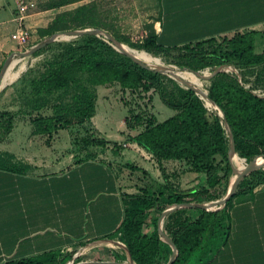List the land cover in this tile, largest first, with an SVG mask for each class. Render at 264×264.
Returning a JSON list of instances; mask_svg holds the SVG:
<instances>
[{"label": "trees", "instance_id": "obj_1", "mask_svg": "<svg viewBox=\"0 0 264 264\" xmlns=\"http://www.w3.org/2000/svg\"><path fill=\"white\" fill-rule=\"evenodd\" d=\"M66 3L67 0L55 7ZM57 30L51 26L42 33L45 36ZM257 36L255 31L239 32L232 38L223 37V45L218 44L216 38H211L180 47L161 45L154 31L141 44H133L125 37L117 39L149 52L169 54L180 50L182 65L190 70L235 66L238 72L225 71L211 79L208 92L225 113L234 135L237 154L251 161L256 156H264V96L254 91L258 84L246 86L249 74H254L257 81L264 82V51L256 52ZM64 48L46 63L44 72L32 81V92L36 95L38 108L50 105L54 110V115H39L32 120L35 135L51 137L58 130L70 127L74 121L79 124L90 121L96 112L97 87L113 83H119L124 90H141L144 93L154 90L162 103L176 112L164 121H158L155 116L144 120L140 115L126 119L130 130L144 127L135 136H129V142L138 144L153 155L165 184L158 192L143 189L138 195L125 197V218L119 237L129 248L136 264H162L160 258L163 253L172 254L171 247L158 233V220L162 212L175 203L209 202L221 199L228 192L233 170L228 157L230 138L223 118L217 112L210 113L206 102L194 90L172 79L169 80L174 87L169 90L164 74L141 67L97 36H82L79 41L66 44ZM71 90L74 91L71 102H51L50 96ZM1 116L13 121L8 113ZM7 129L10 132L11 125ZM84 143L102 148L114 143L113 152L120 154L122 151L117 142L105 138H86ZM12 158L14 155L0 153V168L23 172L29 170V165L12 162ZM169 160L189 164L200 177L197 185L186 190L174 186L163 167V162ZM263 183L264 169H261L240 183L223 209L205 211L182 208L167 216L164 230L179 249L174 264H201L216 243L223 244L231 229L230 207L234 199L252 192ZM153 214L157 215L154 229L147 232L148 220ZM5 264H65V258L47 253Z\"/></svg>", "mask_w": 264, "mask_h": 264}, {"label": "crops", "instance_id": "obj_2", "mask_svg": "<svg viewBox=\"0 0 264 264\" xmlns=\"http://www.w3.org/2000/svg\"><path fill=\"white\" fill-rule=\"evenodd\" d=\"M247 31L264 37V0H159L154 33L165 47ZM262 45L257 53L264 51ZM127 145L148 160L128 148L120 153L137 161L126 165L144 176L136 183L131 172L118 167L121 155L112 147L114 158L108 161L88 159L61 168L27 162L26 172L0 168V264L47 253L64 259L112 237L120 241L125 197L165 184L153 155L136 143ZM177 163L181 161L163 162L168 176L167 167ZM142 180L147 185H139ZM230 215L227 240L216 243L201 264H264V183L236 197Z\"/></svg>", "mask_w": 264, "mask_h": 264}, {"label": "rangeland", "instance_id": "obj_3", "mask_svg": "<svg viewBox=\"0 0 264 264\" xmlns=\"http://www.w3.org/2000/svg\"><path fill=\"white\" fill-rule=\"evenodd\" d=\"M63 1L66 0H0V67L13 53L24 52L54 33L81 29V26L103 29L116 38L125 37L130 39L133 44H141L154 31V24L158 20L159 15V0H67L68 3L65 5L55 7ZM20 4H33V7H30L24 13L25 16L22 21L23 26L27 28L31 35L28 47L21 46L12 37L21 22L19 21L20 17H22ZM51 26L56 27L58 30L43 36L42 30ZM66 27L72 28L64 29ZM79 38H60L51 44L53 45L52 47L43 48L38 51L39 53L37 52L38 54L35 53L27 58L20 59L19 56H14L13 59H19L20 66L25 65V67L17 79L0 90V153L14 155L12 162L18 164L32 162L46 166L56 165L61 168L65 164H74L88 159L112 160L114 156H112L111 147L114 143L104 148L86 146L84 143L86 138H105L114 141L116 139L121 144L118 148L121 147L122 150L128 148V152L132 151L140 159L148 162V160L144 159L145 155H141V151L137 148L134 149V147L129 145L123 146V144L129 142L131 134L136 135L144 128L138 127L137 130H130L126 125L128 117L140 115L144 120H147L151 116H155L158 121H163L174 114L172 109L162 103L158 93L154 90L149 93H144L141 90H124L119 83L98 86L96 89V112L90 121L84 124L74 121L70 127L58 130L51 137L33 133L32 120L39 115H54V110L50 105L38 108V104L35 103L36 95L32 92V81L44 72L46 63L62 52L66 44L77 42ZM99 38L108 42L105 36L101 35ZM216 39L218 44L223 45L222 37ZM120 42L125 43L123 41ZM262 44H264V37L259 35L256 38V50L261 49ZM132 48L139 51L145 50L138 47ZM147 52L154 57H158L163 66L191 72L189 68L182 65L183 62L180 57L182 51L180 50L169 54L155 51ZM17 68L18 66L15 67V69ZM213 69L207 68L201 72L211 74ZM165 76L167 77L165 84L169 90L174 87L169 79L185 87L171 76ZM247 79L246 86L252 87L258 84L254 91L264 96V89L262 88L264 82L257 81L254 74H249ZM200 80L203 84V90L207 92L210 81ZM73 93V90L69 92L60 91L50 96V100L52 103L58 100L71 102ZM208 109L210 113L218 111L219 114V110L214 107H208ZM5 113L13 117L12 122L8 120V117L2 118L1 115ZM10 125L12 130L9 132L7 128ZM128 152H126L127 155H121V151L120 162L117 165L122 171L125 168L128 172H131L132 178L130 180L136 183L140 180L139 177L142 178L144 176L141 173H134V169L126 167V165L131 166V164L135 166L137 163V161L133 162L129 158ZM220 160L221 157H219V162ZM128 162L133 163L128 164ZM247 162L249 163L250 161ZM167 168L171 178L170 182L180 189L193 188L200 179L198 174L192 171L187 163L171 164ZM234 177L235 174L233 173L230 184L235 179ZM139 185H147V183L142 180ZM160 189V185L155 186L157 192ZM224 197L225 195L222 198ZM156 217L157 215L153 214L148 220L149 227L147 232H151L154 229ZM165 224L166 219L163 224L164 229ZM86 248L83 247L80 250L72 251L65 258V264L96 261H121L123 263L128 260L126 253L121 247L116 244H110L107 241L88 249ZM170 257L171 255L168 252H164L160 258L161 263L167 264Z\"/></svg>", "mask_w": 264, "mask_h": 264}, {"label": "water", "instance_id": "obj_4", "mask_svg": "<svg viewBox=\"0 0 264 264\" xmlns=\"http://www.w3.org/2000/svg\"><path fill=\"white\" fill-rule=\"evenodd\" d=\"M85 35H94V36H98L100 37L105 36L108 39V42L120 53H122L123 55L129 57L131 60H133L135 63H137L138 65H140L141 67L149 70V71H153L156 73H160V74H164V75H168L169 72H174L175 69L172 67H167V66H151L145 62H143L141 59H139L138 57L124 51L121 48V42L115 37L113 36L111 33L107 32L106 30L103 29H99V28H86V29H76V30H68V31H64V32H59V33H54L52 34L50 37L42 40L41 42L35 44L34 46H32L30 49H27L24 52H15L13 53L3 64L1 70H0V90L4 89L8 84H6L4 81V75L9 67V65L11 64V62L13 61L14 56H19L20 59L23 58H27L30 57L32 55H34L35 53H37L38 51L42 50L43 48H46L47 46L53 44L54 42L58 41L60 38H78V37H82ZM235 71L238 72L236 70L235 66H224V65H220L217 66L213 69L211 74H204L201 71H195V70H191L192 73L196 74L200 79L202 80H206V81H210L211 79H213L215 76H217L218 74L225 72V71ZM171 76L173 79L181 82L186 88L192 89L194 90L201 99H204V94L205 92L200 89L199 87L189 83L188 81L179 78L175 75V73H173V75H169ZM206 98L212 102L215 107L219 110V116L223 118V122L225 124V128L228 132L229 138H230V149H229V162L232 166V170L233 173L236 175L235 180L230 184V187L228 189L227 194L225 195L224 198H222L221 200H213V201H209V202H186V203H175L172 204L171 206H169L165 211L162 212L161 216L159 217L158 220V233L161 236V239L166 242L172 249V254L171 257L169 259V261L167 262V264H174L176 259L178 258L179 255V249L177 247V245L174 243V241L172 240V238L165 232L164 228H163V224L165 219L167 218V216H169L172 212L178 210V209H182V208H192V209H201V210H205V211H218L223 209L227 203L230 201V199L234 196V194L236 193L240 183L249 175H251L253 172L264 169V167L258 165L256 163V159L260 156H256L253 160L250 161L249 166L243 170V171H238L235 166L233 165L232 162V155L233 154H237L236 152V145H235V139H234V135L233 132L231 130V127L229 126L225 113L223 112V110L209 97V92L207 91V93L205 94ZM207 106V104H206ZM208 107V106H207ZM264 157V156H263ZM245 159V158H243ZM246 160V159H245ZM107 242H110L112 244H116L119 247H121L124 252L127 255V262L125 263H120V262H81L78 264H136V262L133 259V256L129 250V248L121 241L119 240H115V239H107ZM68 264H74L73 262H70Z\"/></svg>", "mask_w": 264, "mask_h": 264}, {"label": "bare ground", "instance_id": "obj_5", "mask_svg": "<svg viewBox=\"0 0 264 264\" xmlns=\"http://www.w3.org/2000/svg\"><path fill=\"white\" fill-rule=\"evenodd\" d=\"M120 46L124 51L138 57L143 62H145L151 66H163L161 64V60L158 57H154L153 55H151L150 53H148L145 50L139 51L137 49L130 47L129 45H127L125 43H121ZM16 66H18L17 69H15ZM24 67H25V65L20 66V60L19 59H17V58L13 59V61L9 65V67H8V69L4 75V80H5L4 82L6 84H10L11 82H13L20 75V73L22 72ZM173 73H175V75L177 77L182 78V79L188 81L189 83H191V84H193V85H195V86H197L203 90L202 81L200 80V78L196 74H194L190 71H180V70H177L175 68V71L169 72L168 75H171V74L173 75ZM204 92H205V94L207 93L206 91H204ZM205 94H204V99H205L207 106L216 108L215 105L206 98ZM217 113H218V111H217ZM232 162L238 171L245 170L249 166V163H250V162L248 163L245 159L241 158L238 154L232 155ZM256 163L258 165L264 167V157L263 156L258 157L256 159ZM243 168H245V169H243ZM234 178H236V175ZM108 243H110V242H108Z\"/></svg>", "mask_w": 264, "mask_h": 264}, {"label": "built area", "instance_id": "obj_6", "mask_svg": "<svg viewBox=\"0 0 264 264\" xmlns=\"http://www.w3.org/2000/svg\"><path fill=\"white\" fill-rule=\"evenodd\" d=\"M20 12L22 14V17H20L19 21H21L16 29V31L13 33L12 37L13 39L18 42L21 46L28 47L30 45V39L31 35L27 28H25L22 24V21L25 16V12L30 8L33 7V4H20ZM123 146H127V143H124Z\"/></svg>", "mask_w": 264, "mask_h": 264}]
</instances>
